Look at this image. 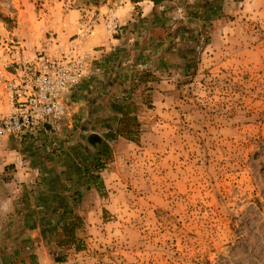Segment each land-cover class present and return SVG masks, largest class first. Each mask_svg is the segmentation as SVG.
<instances>
[{"label": "rangeland", "instance_id": "374dc122", "mask_svg": "<svg viewBox=\"0 0 264 264\" xmlns=\"http://www.w3.org/2000/svg\"><path fill=\"white\" fill-rule=\"evenodd\" d=\"M174 1L162 0L161 6ZM180 1L187 8L195 0ZM220 1L221 20L206 28L199 18L190 22L201 43L193 68L185 73L186 61L174 63L150 90L137 91L141 143L116 141L103 171L104 191L86 194L80 212L87 248L69 251L60 263L42 244V264H264V0ZM105 4L110 11L102 16L104 28L119 37L126 26L118 14L126 0H0V47L22 40L38 48L53 35L66 42L84 21L93 34ZM111 12L121 26L116 31L107 26ZM158 31L159 40L165 33ZM90 37L78 40L82 48ZM95 51L83 95L73 98L77 87L66 97V117L37 134L38 146L44 139L49 151L83 142L80 120L87 119L90 98L102 87L107 91L98 100L109 109L118 83L114 75L107 80L110 71L95 73L107 68V58L94 63ZM127 54L121 52L122 63L132 60ZM11 136L0 146L5 162L12 161L7 166H14L7 185L5 169L0 172V243L7 239L1 228L9 212L6 198L41 179L17 150L22 138L15 136L9 146Z\"/></svg>", "mask_w": 264, "mask_h": 264}, {"label": "trees", "instance_id": "16d2710c", "mask_svg": "<svg viewBox=\"0 0 264 264\" xmlns=\"http://www.w3.org/2000/svg\"><path fill=\"white\" fill-rule=\"evenodd\" d=\"M153 1L157 7L154 17L138 18L132 27L136 34L133 45L138 50L136 67L127 72H116L118 64L115 60L118 58V63L121 62V52L126 50L124 47L116 48L105 59L107 71L111 72L107 80L115 76L113 81L118 83L117 94L106 110L101 109L98 96L106 92L107 88L102 87L93 93L87 106V119L80 120L81 127L86 130L82 133L84 143L54 146V141L51 142L54 147L49 151L47 145L44 146L45 139L40 140V146L36 144L40 135L36 134L23 137L18 144L17 150L29 161L33 170H38L41 179L32 185L23 184L16 196L6 198L10 206L5 215L7 223L1 226L7 231V239L0 243V264H41L39 250L42 244L50 248L52 258L60 263L66 262L69 251L80 252L87 248V241L82 236L86 230V219L80 212L86 194L92 189L104 191L103 171L113 159V144L116 141L124 138L141 143L142 125L138 118L140 104L137 91L150 90V83L159 81L162 75L174 67V63L182 60L187 63L184 71L188 73L193 68L195 53L201 45L200 40L194 38L195 28L190 22L199 18L203 28H206L221 20L225 10L220 0H195L186 8L188 23L180 24L166 18V10H159L162 0ZM146 28H159L165 35L159 40L150 38L143 44L142 32ZM209 41L210 38H207L205 45ZM89 79L93 80L94 76ZM86 84L83 81L78 85L73 98L83 95L81 93ZM147 98L150 99V94ZM52 127L47 124L40 132L52 130ZM14 137L9 138V146L16 144L17 139ZM12 169L13 165L6 166L3 185L11 181L12 177L6 175ZM1 189L5 190L3 186ZM17 222L20 223L19 227H16ZM35 234L40 238H35Z\"/></svg>", "mask_w": 264, "mask_h": 264}, {"label": "built area", "instance_id": "2783aa9c", "mask_svg": "<svg viewBox=\"0 0 264 264\" xmlns=\"http://www.w3.org/2000/svg\"><path fill=\"white\" fill-rule=\"evenodd\" d=\"M111 13L107 26L116 31L121 26ZM87 23L66 42L53 35L38 48L22 40L0 47V146L7 136L36 135L66 117V97L92 69V51L78 41L91 36Z\"/></svg>", "mask_w": 264, "mask_h": 264}, {"label": "crops", "instance_id": "0c3cea01", "mask_svg": "<svg viewBox=\"0 0 264 264\" xmlns=\"http://www.w3.org/2000/svg\"><path fill=\"white\" fill-rule=\"evenodd\" d=\"M176 1V2H175ZM174 3H169L172 5L167 6H158L159 10H166L165 17H169L173 20L178 21L179 23L182 22V19H184L183 22L187 20V10L186 6L182 5L180 0H175ZM191 2L192 0H188ZM157 7L153 0H126V6L125 8L117 14L121 17V20H119L120 24L122 26H126V28H130V32L122 34L120 37H117L116 35L110 33L107 28H104L103 20L104 14L106 15L110 11L109 4H105L104 6L99 8L100 13L98 14V18L95 20V24L93 26V34L91 37L84 42V47L87 50H96L95 56H94V63L99 66V62L101 60L111 56L113 52H115L116 48L124 46V48L127 50L128 54L130 55L132 60H124L121 67H116V72L126 70L127 68L135 67V61L138 56V50L133 45L134 40L136 38V35H131L132 33V27L134 26L135 22L138 20V18H153L155 15ZM152 23V22H151ZM154 28H146L143 34L144 35V42H148L150 38H153V35H150ZM149 30V31H148ZM155 30V38L159 37L160 32L158 31L159 28L154 29ZM68 32L71 34V32L68 30ZM162 35V34H161ZM126 56V59H127ZM101 58L100 61L96 62V59ZM105 72L107 68L105 66L101 68L96 69V74L100 73L101 71ZM6 152H0V172L4 171L7 165L11 164L12 161L5 162L6 159L4 156ZM2 186V185H1ZM0 186V187H1ZM46 248V247H45ZM40 262L42 264V257L40 256Z\"/></svg>", "mask_w": 264, "mask_h": 264}]
</instances>
